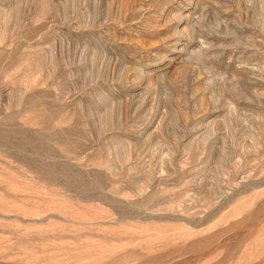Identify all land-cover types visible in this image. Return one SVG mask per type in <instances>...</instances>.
Segmentation results:
<instances>
[{"label":"rangeland","instance_id":"374dc122","mask_svg":"<svg viewBox=\"0 0 264 264\" xmlns=\"http://www.w3.org/2000/svg\"><path fill=\"white\" fill-rule=\"evenodd\" d=\"M0 264H264V0H0Z\"/></svg>","mask_w":264,"mask_h":264}]
</instances>
